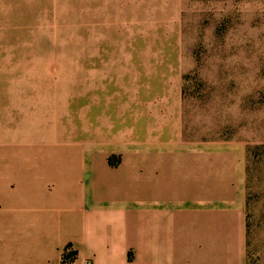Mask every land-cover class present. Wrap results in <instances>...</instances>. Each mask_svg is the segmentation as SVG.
Listing matches in <instances>:
<instances>
[{
  "label": "rangeland",
  "instance_id": "1",
  "mask_svg": "<svg viewBox=\"0 0 264 264\" xmlns=\"http://www.w3.org/2000/svg\"><path fill=\"white\" fill-rule=\"evenodd\" d=\"M7 94L16 162L74 159L104 111L123 113L144 142L157 120L192 143L232 145L245 167L246 264H264V0H0ZM143 182L135 192L122 174L125 202L150 203ZM15 259L25 264L24 247Z\"/></svg>",
  "mask_w": 264,
  "mask_h": 264
},
{
  "label": "crops",
  "instance_id": "2",
  "mask_svg": "<svg viewBox=\"0 0 264 264\" xmlns=\"http://www.w3.org/2000/svg\"><path fill=\"white\" fill-rule=\"evenodd\" d=\"M10 109L0 111V264H16V245L25 264H246L245 167L232 145L192 143L157 120L144 142L123 113L104 111L81 131L74 159L16 162ZM126 172L135 192L149 179V204L125 202Z\"/></svg>",
  "mask_w": 264,
  "mask_h": 264
},
{
  "label": "built area",
  "instance_id": "3",
  "mask_svg": "<svg viewBox=\"0 0 264 264\" xmlns=\"http://www.w3.org/2000/svg\"><path fill=\"white\" fill-rule=\"evenodd\" d=\"M84 264H91L90 262H85Z\"/></svg>",
  "mask_w": 264,
  "mask_h": 264
}]
</instances>
